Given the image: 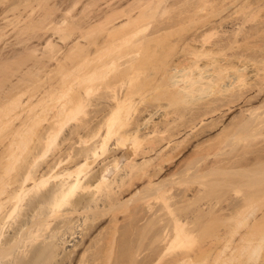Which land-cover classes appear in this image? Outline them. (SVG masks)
I'll list each match as a JSON object with an SVG mask.
<instances>
[{"label":"bare ground","instance_id":"bare-ground-1","mask_svg":"<svg viewBox=\"0 0 264 264\" xmlns=\"http://www.w3.org/2000/svg\"><path fill=\"white\" fill-rule=\"evenodd\" d=\"M192 1L0 0V264H126V260H122L123 255L121 259L119 255L112 259L113 254H123L136 248L135 245L142 240L139 235L143 232L139 229L144 226L140 228L134 220L139 228L133 226L127 229L128 232L124 228L120 230L121 213L125 212L126 206L130 209L131 202L136 200L133 206L139 199L143 200L141 203L147 202L145 207L153 212V196L163 198L167 207L164 206L170 211L167 212L173 217L167 218L168 221L165 218L164 222V215L161 216L159 219L162 221L159 222L164 223L154 226V235L147 234L149 238L155 237L149 245L156 244L152 247L159 252L148 255V259L144 257L138 264H203L207 248L206 244L202 247L201 241L205 228L209 226H204V231H201L203 227L193 229V218L189 220L188 214L181 212L187 207L180 205L183 209L180 207V214H176L178 210L175 209L174 213L173 208L176 200L171 202L179 195L175 191L173 196L174 186L181 180V183L189 180L178 176L182 172L189 174L194 167L190 166L191 161L184 171L177 169L179 158L189 150L202 147L206 136L209 138L205 142L214 143L222 131H230L229 135L234 138L241 131L240 127L247 131L250 127L252 132L250 130L248 134L251 137L264 136V97L260 95L262 89L264 91V82L259 86L263 81L261 75H264V48L260 51L257 47L261 56L255 53L258 49L254 50V47L259 44L251 42L252 37L255 39V30L244 28L249 18L237 19L235 16L239 12L242 14V9L247 11L251 5V8L259 7V2L253 6L255 0H236L238 3L235 1V5L233 0L232 5L230 0V4L224 6L226 8L219 7V12L216 9L217 15L215 12L209 16L214 11L209 9L207 15L198 17V12L206 11L208 4L217 0ZM205 2L208 3L206 9ZM187 3L191 7H187ZM180 4H185L187 9L185 16L178 13L180 10L175 11L178 17V14L183 15H180V21L178 17L164 16L167 12V15L176 14L169 10L182 9L184 6H178ZM226 9L227 13L218 17ZM232 15L237 20L231 19ZM156 16L163 18L153 24L151 18ZM224 20L228 25H222ZM184 21L186 26L193 21V24L199 23L196 27L192 23L188 25L187 28H195L190 27L193 30H187L191 31L187 34L182 28ZM234 24L239 26L237 29L234 26L231 33L227 27ZM258 76L261 82L254 79ZM253 81L259 82V85L256 83L258 87ZM254 86L260 91L258 95H251L250 90H256ZM147 92L148 99L144 98ZM212 93L217 97L208 96L204 100V95ZM138 96L144 98H141L143 102L138 101ZM258 96H261L260 103L250 104L251 98ZM163 98L175 103L173 105L182 103L181 107L185 105L183 103H199V106L188 110L189 118L182 121L186 114L181 113L183 110L171 114L167 111L170 104L167 107H149L153 101ZM144 101L149 104L141 107L140 103H146ZM216 129L221 132L213 135ZM107 159L102 169L95 170L98 163ZM237 162L230 166L240 167V162L236 165ZM250 164L244 166L250 167ZM247 167L242 168L246 171ZM257 170L252 175L254 180L249 178L251 175L248 177L252 183L264 182V167L262 172ZM198 171L190 177H197L194 175ZM143 179L154 190L145 191ZM204 186L196 187V193L199 194ZM184 193L178 197L187 203L190 197ZM249 193L243 198L244 204L252 206L261 199H254L255 195L253 197ZM184 196L188 200L185 201ZM248 205L244 207L249 208ZM164 206L162 209L165 210ZM238 207L229 208L231 214L226 217L235 220L241 215L248 219L256 211L249 208L242 214L244 208ZM137 209L133 210L136 214L139 213ZM133 211L130 216H135ZM156 211L154 213L159 215L160 208ZM140 214H144L143 211ZM145 214L149 213L146 211ZM139 215L138 218L135 216L136 220ZM146 216L149 218L145 215V219ZM199 216L201 219L202 215ZM151 218L152 222L155 217ZM105 219L115 226L111 225L113 230L107 235ZM237 226L230 228L231 242L238 232ZM101 233L105 237L110 236V240L98 243L96 239H105L98 238ZM138 237L140 240L136 241ZM189 237L194 243L201 244L196 249L197 253H188L189 248H183L185 243L190 245ZM196 237L198 241H195ZM238 238L241 246L242 240ZM247 239L243 240L239 254L248 251V258H257L261 243L251 246L250 239ZM93 241L99 248L97 251L91 250ZM142 247H138L140 251ZM236 247L229 242L216 248L214 253L219 258L224 255L229 258L236 256ZM146 249H142V254ZM176 249L183 251H175L176 254ZM170 251L174 255L163 262Z\"/></svg>","mask_w":264,"mask_h":264},{"label":"rangeland","instance_id":"rangeland-1","mask_svg":"<svg viewBox=\"0 0 264 264\" xmlns=\"http://www.w3.org/2000/svg\"><path fill=\"white\" fill-rule=\"evenodd\" d=\"M211 0H209V1H207V2H210ZM220 1H221V3H220ZM226 1V2H225ZM229 1V2H228ZM236 0H234V4L237 2L238 3V1H236ZM250 1V0H249ZM252 2L254 1V0H251ZM250 1V2H251ZM264 0H255L254 2H253V6H256L257 4H258V2L260 3V5H259V7H258V5L256 6V8H254V7H252L251 8V6H249V8L248 7H246V8H248L247 9V11L245 10L246 8H244V10H245V12H247L246 14H247V16H246V14H245V12L243 11V9H242V14H241V12H239L238 14L236 13V17H237V19H240V18H242V19H245V20H248V18H249V20L247 21L248 23L246 24V23H244V28H245V30H251V29H253V30H255V32L253 31V30H251L252 32H254L255 33V39L252 37V44H255V43H259V44H261V47H260V45L259 44H256L255 45V47H254V50H255V48L256 49H258L257 47H259V49H260V51H261V49L262 48H264V36H260V35H264V22H262V21H264V2H263ZM188 2H190V1H188ZM193 3L195 2V0H193L192 1ZM191 2V3H192ZM207 2H205V9H206V5L208 4ZM207 3V4H206ZM230 4V0H217V1H213V2H211V4H210V6H209V4H208V6H207V9H206V11H204L203 9V11H204V13H203V11H201V10H199V9H201V8H199V6L197 7L198 8V10L199 11H201L200 13H203V14H200L199 12H198V17H199V15L200 16H202V15H207V13L208 12H210L212 9H214V11L212 10V12H210V13H212L211 15H209V16H213V15H215V12H216V15H217V13L219 12V9L221 8L222 9V7H224V6H226L227 4ZM231 3H232V5H234L233 4V0H231ZM236 3V4H237ZM257 3V4H256ZM189 4V5H188ZM235 4V5H236ZM252 4V3H251ZM254 4H256V5H254ZM185 4H183V5H178V6H184ZM188 5V6H187ZM178 6H176V8L178 7ZM186 6L187 7H189L190 6V3H187L186 4ZM191 7V6H190ZM220 7V8H219ZM227 7V6H226ZM226 7H224V8H226ZM183 9H184V11H183ZM185 6L184 7H182V9H180L179 7L176 9V10H174L173 8H171L169 11L171 12H177L178 10H180V11H178V13H182L183 15H184V12H185ZM209 9H210V11H209ZM216 9H218L217 11H216ZM174 10V11H173ZM182 10V11H181ZM208 10V11H207ZM186 11H187V9H186ZM175 12V13H176ZM222 12V10H220V13ZM188 13V12H187ZM196 13H197V11H196ZM196 13H192L191 15H196ZM227 13V9H226V11L224 12V10H223V12L221 13V14H218V17H220L221 15H225ZM167 14H168V12H167ZM164 15L165 17L166 16H169V17H171V16H173L172 18H175V17H178L177 16V13L176 14H170L169 13V15ZM235 14V13H234ZM179 15V17H180V15L181 14H178ZM183 15H181V17L183 16ZM187 15V14H186ZM189 16H190V14H188ZM220 15V16H219ZM239 15V16H238ZM241 15V16H240ZM246 17H245V16ZM163 16V15H162ZM185 16V15H184ZM235 16H233L232 15V17L233 18H231V19H236V17ZM157 17H158V19H157ZM168 17V18H169ZM179 17L177 18V20L179 19ZM181 17H180V19H181ZM194 17V16H193ZM197 17V16H196ZM240 17V18H239ZM248 17V18H247ZM153 18V19H152ZM151 18V21L153 22V24H156V22L158 23L159 22V20L161 19V18H163V17H160V16H156V18H154V17H152ZM160 18V19H159ZM167 18V17H166ZM171 18V19H172ZM216 18V17H215ZM263 18V19H262ZM180 19L178 20V21H180ZM236 19V20H237ZM262 19V20H261ZM158 20V21H157ZM190 20H192L191 18H190ZM235 20V22H237ZM188 20H186V22H187ZM225 21V20H224ZM259 23H258V22ZM260 21H261V23H260ZM186 22L184 21L183 23L185 24V25H183L184 27H182V28H184V31L187 33V32H191V31H187V30H190L192 27H193V29L196 27V25L199 23H197L196 21V23H194L193 24V22H190V24L192 23L194 26H189V28H187L188 27V25H190V24H188L187 26H186ZM189 22V21H188ZM187 22V23H188ZM226 22H228V21H225V23H223L222 25H228V23L226 24ZM246 22V21H245ZM258 24H260L261 26H263V27H261L260 25H258ZM237 25L238 24H236V26H235V24L234 25H231V27H227V28H229V30L231 31V33L235 30H233L232 28H234V26H235V28L237 29L238 27H237ZM246 25V26H245ZM253 25V26H252ZM254 25H255V27H254ZM179 26H181V24H179L178 25V27ZM233 26V27H232ZM239 26V25H238ZM249 26V27H248ZM260 26V27H259ZM191 27V28H190ZM247 27V28H246ZM252 27V28H251ZM179 28H181V27H179ZM181 28V29H182ZM224 28H226V27H224ZM231 28V29H230ZM193 29H191V30H193ZM257 29V30H256ZM262 29V30H261ZM183 30V29H182ZM233 30V31H232ZM256 31H258L259 32V36L257 35V33L258 32H256ZM263 31V32H262ZM260 32H262V33H260ZM231 33H227V35H232ZM188 34V33H187ZM214 38L213 39H215L216 38V35L215 36H213ZM212 39V40H213ZM254 39V40H253ZM260 40H261V42H260ZM255 42V43H254ZM259 45V46H258ZM259 49L257 50V52H255V53H257V54H259L258 52H260L259 51ZM263 50V49H262ZM261 53V52H260ZM260 56H261V54H259ZM258 55V56H259ZM223 56V55H222ZM255 57H257L256 56V54H255ZM257 59H259V58H257ZM261 59V58H260ZM264 77V75L262 74L261 75V77ZM255 77L254 79H256V80H259V82H261L260 80L261 79H263V81L261 82V83H259L258 81L256 82V81H253V83H254V85L255 86H257V84L259 85V86H262L263 85V82H264V78L262 77ZM258 78H261V79H258ZM257 83V84H256ZM262 84V85H261ZM254 86V87H255ZM258 87V86H257ZM254 89H256V90H250L251 91V95H255V94H257L258 95V93L260 92H258V88H254ZM250 91H248L249 93H250ZM256 91V92H255ZM247 92V93H248ZM146 95L144 96V98H146V99H148L146 96H148L149 95V92H147V93H145ZM207 95V94H206ZM204 95L205 96V98H204V100H207L208 98H210V97H214L216 94H214V93H212L211 95L209 94V95ZM213 95V96H212ZM256 95V96H257ZM261 96H263L264 97V91H263V89H262V93L260 94ZM209 96V97H208ZM261 96H258V97H252L251 99H253V101L251 100V103L250 104H254V105H256V104H258V103H260V102H258V100H259V97H261ZM139 97V99H138V101L140 100V102L142 101V99H144V98H142V97H140V96H138ZM208 97V98H207ZM215 97H217V96H215ZM142 98V99H141ZM145 99V100H146ZM169 101V102H168ZM143 102V101H142ZM144 102H146V103H140V104H142V105H140L141 107L142 106H147L148 104H147V101H144ZM153 103V105L151 104V105H149V107L150 108H152L151 106H153V107H155V106H165V107H167L169 104H170V106L169 107H167V111H169V112H171V114H178V113H180L182 110V112L181 113H183L184 112V114H186V116H185V118H183L182 119V121L183 120H185V119H188L189 118V112H188V110L190 111L191 110V108L192 107H194L195 105L196 106H199V103H197V104H195V103H190L189 105H186V103H183V104H185V105H183L182 107H181V105H182V103L181 104H177L176 103V105H173V104H175V103H171L170 102V100H167V98H163V99H161L160 101H156V102H152ZM249 103V102H248ZM155 104V105H154ZM178 105V106H177ZM189 106V107H188ZM181 107V108H180ZM183 107H185V108H183ZM186 108H188V109H186ZM185 110V111H184ZM188 115V116H187ZM248 129H249V131H247V129L245 130V128H244V130H242L243 128H239V133L237 134V136L236 137H231L229 134V132L230 131H225V132H221L220 130H218V129H216V130H214L215 131V133H213V135L214 134H216V132L218 133V131L219 132H221V133H219V136H220V138L217 140V138H216V140L217 141H213L214 143H207V142H205V141H207V139L206 138H209V136L207 137H205L203 140H205V141H203L202 142V147H198V148H194L193 150H189V151H187L183 156H181L180 158H179V160H180V162H179V165H178V167H177V169H179V170H182V171H184L185 169L184 168H186L187 166H188V164L192 161V163H190L189 165L190 166H194L192 169H191V174L189 175V174H185V173H181L179 176H178V178L179 179H183V178H188L189 180H186V181H184V183L182 182L181 183V181H183V180H181L180 181V184H178V185H175L174 186V188L172 189V194H173V192L175 193V195H176V192L178 191V193H177V195L179 194L180 195V193H183V192H185L184 194L189 198V200L191 201V200H193L192 202H190L189 200H188V198L186 197V196H184L183 198L185 199V201H186V199L188 200V202L187 203H183V202H181L182 200V194L180 195L181 197H178V196H176V198L178 197V199L179 200H177L176 198H173V200L171 199V202L173 203V201L174 200H176L175 202L176 203H174V206H173V204H172V206H173V208H174V213L176 212V210H178L177 212H176V214L179 212V214H180V211H179V209H180V207L182 206V207H187V208H185V210L181 207V209H183L181 212L183 213V214H185L186 213V215L188 214V218L186 217V215L184 216V217H186L187 219H189V220H191L192 218V220H191V222H194V223H197L198 222V224H194V223H192L193 225H195V226H191L193 229L195 228L196 229V227H203V228H201V229H203V230H201V231H204V226H209V227H207V228H205V234H203L202 235V238H203V240L201 239V235H199V240L201 241V244H202V247L204 246L203 244H206V250H205V252H204V255H203V264H264V182H260V183H252L253 182V180H254V177L252 178V175H253V172L254 171H256V168L258 169L257 170V172H259V171H261V170H263V167H264V155H262V154H264V136H258V137H251L248 133L250 132V127H247ZM251 132H252V130H251ZM253 132H255L254 130H253ZM223 133V134H222ZM226 133H228V134H226ZM218 136V137H219ZM205 142V143H204ZM209 142V141H208ZM204 145V146H203ZM260 150H258V149ZM262 148V149H261ZM259 152V153H258ZM262 154H261V153ZM256 153H257V155H256ZM260 154V155H259ZM262 155V156H261ZM260 156V157H259ZM251 157H253V159L251 158ZM258 157H259V159H258ZM257 158V159H256ZM260 158H261V160H260ZM240 159H242V161L240 160ZM246 159V160H245ZM101 160V159H100ZM99 160V161H100ZM231 160H233L232 162H237L238 160V162H237V164L236 165H239L238 163L240 162V164H241V169H240V167H238L239 168V171H238V168H237V166L235 167V166H230V165H232V162H231ZM236 160V161H235ZM250 160V161H249ZM257 160H259V161H257ZM108 161V159L106 160V161H102V162H100V164L98 163L97 164V167H95V170H100V168L102 169V167L103 166H105V164H106V162ZM217 161V162H216ZM224 161H226L228 164H226V163H224L223 164V162ZM228 161H230V163L228 162ZM253 161H255V163L253 162ZM260 161L262 162V164L260 163ZM103 162H105V163H103ZM218 162H220V163H218ZM195 165H194V164ZM243 163V164H242ZM249 164V163H251L250 164V167L248 166L247 167V165L246 166H244L245 164ZM102 164V165H101ZM187 164V165H186ZM211 164V165H210ZM217 164V166H215V165ZM226 164V166L227 167H229V168H227L226 166H224ZM255 164H257V165H255ZM212 165H214L215 166V168H217V169H212V167H214V166H212ZM222 165H223V167H225V168H223V169H221L222 168ZM252 165V166H251ZM253 165H255V167H253ZM209 166H211V167H209ZM208 167V168H207ZM219 167V168H218ZM221 167V168H220ZM232 167V168H231ZM246 168L247 167V169H246V171H244L245 169H243V168ZM261 167V169H259ZM183 168V169H182ZM209 168H210V171H208L209 170ZM249 168V169H248ZM194 169L196 170H199L198 172V174H195L194 176H196V175H198L197 177H190V176H193V173H195V172H197V170L196 171H194ZM207 169V170H206ZM214 170V173L212 172L211 173V171L212 170ZM230 169V170H229ZM234 169V170H233ZM193 170V171H192ZM202 170V171H201ZM215 170H218L216 173H215ZM225 170V171H224ZM253 170V171H252ZM234 171L236 172V173H234ZM202 172H204L205 174H203ZM206 172H208V173H206ZM232 172V173H231ZM243 172V173H242ZM262 172V171H261ZM202 174V175H201ZM248 176H247V175ZM251 175V177H249ZM245 176H247V177H245ZM250 179H253V180H250ZM160 179H162V178H160ZM159 179V180H160ZM263 179H264V177H263ZM219 181V183H218V181ZM247 180H250V181H246ZM143 184H144V186H143V184H141V186H143L144 188H146L145 189V191L147 190V191H150L151 190V188L152 187H150L149 188V185H147V182H145L144 183V179H143ZM249 182V183H248ZM179 183V182H178ZM186 183V184H185ZM200 183H201V185H203L204 186V184L206 185V186H204V187H201L202 189L200 190L202 193L200 194V191H199V194H198V192L196 193V187H197V189L198 188H200ZM185 184V185H184ZM188 184V185H187ZM249 184V185H248ZM182 185H184V186H182ZM253 185V186H252ZM256 185V186H255ZM199 186V187H198ZM215 186V187H214ZM261 186V187H260ZM154 187V186H153ZM186 187V188H185ZM212 187V188H211ZM148 188V189H147ZM190 188V189H189ZM207 188V189H206ZM183 189V190H182ZM152 190H154V188H152ZM206 190V191H205ZM211 190V191H210ZM212 190H214V192L212 191ZM144 191V193H143V195L146 193ZM176 191V192H175ZM182 191V192H181ZM252 193H251V192ZM188 192V193H187ZM191 192V193H190ZM194 192H195V194H194ZM213 192V193H212ZM250 192V193H249ZM254 192V193H253ZM250 194V196H253L254 197V195H255V198L254 199H257V197L259 198V197H261V199H262V201H261V199L259 198L258 199V201L257 202H255V204L254 203H252L251 205L252 206H249L248 205V203H246V204H244L243 202H244V196L246 195L247 196V194ZM187 194H189V196L187 195ZM194 196H193V195ZM202 194H203V196H202ZM205 194V195H204ZM252 194V195H251ZM170 195H171V193H170ZM196 195H197V197H196ZM201 195V196H200ZM173 196H174V194H173ZM192 196V197H191ZM199 196V197H198ZM249 196V195H248ZM196 197V198H195ZM203 197V198H202ZM252 197V198H253ZM153 199H151V202H152V204L151 205H154L155 206V208H154V210L156 209V210H158L159 208H160V211L162 210V213L159 211V215L157 214V213H154L155 211L153 210V212H150L149 211V209L147 210V208L145 207V204L147 205V202L144 204L143 202V204L141 203V201H143V200H141L140 201V199H139V201H138V203H135V204H137V206L139 207V209H141L140 211H143V213L144 214H140L139 215V213H140V211H139V209H137L138 207L136 206V209H137V211L139 212L138 214H136V213H134V211L136 210L135 209V206H134V209H133V206H132V204L134 203V202H136V200L135 201H133V202H131L130 204H129V206H131L130 207V209H133V210H130V209H128L129 207L128 206H126V208L124 209V211L125 212H129V214H126L125 212H122L121 213V216H120V218H121V221L120 222H118L117 224H118V228L120 229V230H124L125 229V232L127 231L128 232V230L131 228V227H135L136 226V228H141V225L142 226H144L142 229H139V232H143L142 234L141 233H139L138 232V235L139 234H141V236L139 235V237L141 238L142 237V240H141V242L139 241L140 240V238L138 237V240H136V238H135V240L136 241H139L138 242V244L137 245H135L136 246V248H134V249H130L131 251H125V253H123L122 254V252H119L118 254L116 253H114L113 254V257H112V259L114 258V257H119L120 256V259H121V255H123V259L122 260H126V264H138V262L140 263L141 262V260H143V258L145 257V258H147L148 259V257H150V256H148V255H156V254H158V250H157V252H156V250H154L153 249V245H156V244H153L152 243V245L150 246L149 245V241H150V243H151V241H154V236H152V238L150 237H148V235L149 236H151L153 233H155L154 231H153V229H155V225L156 224H162V223H164L166 220H167V218H168V220H169V217H170V214L171 213H169L170 211L169 210H167V205H165L166 203H163V198L161 197V199L160 198H155V196H153L152 197ZM193 198V199H192ZM199 198V199H198ZM246 198V197H245ZM198 199V201H196ZM201 199V200H200ZM202 199H203V201H202ZM200 200V201H199ZM202 201V203H200ZM149 202V206H150V200L148 201ZM178 202V203H177ZM179 202H181V204H179ZM200 204H199V203ZM213 202V203H212ZM251 202V201H250ZM249 202V203H250ZM140 203V204H139ZM212 203V204H211ZM234 203V206L236 205L239 209H241V208H244V212L242 213V214H245V212L249 209V208H251L250 209V211L253 209H255L256 211H254V215L253 216H250L248 219H244L243 218V216H237L236 218H235V220H231V218L229 217L230 216V214H231V210H229V208L230 209H233V208H237L236 206L235 207H233V205L232 204ZM239 205H238V204ZM175 204L177 205L178 204V206H175ZM197 204H199V205H197ZM203 204V205H202ZM211 204V205H210ZM217 204V205H216ZM231 204V206L229 207V205ZM242 204H243V207H242ZM162 205L166 208L165 210H164V208L162 209ZM181 205V206H180ZM196 205V206H195ZM244 205L246 206V205H248L249 206V208L247 207V208H245L244 207ZM141 206H142V208H143V210H142V208H141ZM148 206V205H147ZM154 206H152V207H154ZM198 206L200 207V208H198ZM203 206V207H202ZM205 206V207H204ZM177 207H178V209H177ZM210 207H211V209H210ZM213 207V208H212ZM215 207V208H214ZM222 207H224V209L222 208ZM231 207H233V208H231ZM255 207V208H254ZM149 208V207H148ZM150 208H151V206H150ZM206 208V209H205ZM222 208V209H221ZM128 209V210H127ZM176 209V210H175ZM180 209V210H181ZM199 211H197V210ZM200 209V210H199ZM203 209H205V211L203 210ZM219 209V210H218ZM221 209V210H220ZM238 209V210H239ZM245 209H247L246 211H245ZM144 210H145V212H144ZM151 210V209H150ZM193 210H195L196 212L194 213V211ZM217 210H218V212H217ZM229 210V211H228ZM235 210H237V209H235ZM237 210V211H238ZM131 211H133L132 213H134V215L137 217L138 215H139V217L141 218V217H143L141 220H140V218L139 219H137L136 220V218H135V216H130V212ZM146 211H147V213H149V214H145L146 213ZM167 211H169V212H167ZM207 211V212H206ZM213 213H212V212ZM222 211V212H221ZM193 212V213H192ZM197 212H198V216L199 215H202L201 216V219L200 218H198V216H194V215H196L197 214ZM201 212V213H200ZM256 212V213H255ZM142 213V212H141ZM169 213V214H168ZM217 213H218V215L219 216H217ZM228 213H229V216L228 217H226L227 215H228ZM122 214H125L124 216H122ZM155 214H157L158 216H155ZM183 214H182V216H183ZM211 214H213V215H215V216H213L212 217V215ZM248 214V213H247ZM131 215H133V214H131ZM143 215V216H142ZM145 215H149V218H148V216H146V219H145ZM154 215V216H153ZM163 215H164V217H163ZM168 215V216H167ZM172 215V214H171ZM189 215H190V217H189ZM207 215H209V216H207ZM163 217V219H164V222H159L160 220L162 221V219H159L160 217ZM166 216V217H165ZM191 216H193V217H191ZM124 217H127V218H124ZM133 217H134V219H133ZM151 217H155V219H153L152 220V222H151ZM161 217V218H162ZM173 217V216H172ZM172 217H170L171 219H172ZM200 217V216H199ZM138 218V217H137ZM165 218H166V220H165ZM191 218V219H190ZM195 218V219H194ZM196 218L199 220H196ZM212 219L211 221H210V219ZM214 218H217V220L216 219H214ZM254 218V219H253ZM76 219H78V217L76 218ZM109 219V218H108ZM133 219V220H132ZM219 219H222V220H219ZM106 220V219H105ZM110 220H111V217H110ZM110 220H106V222L107 223H105L106 225V227H105V229H106V232H105V235H107V234H109V233H107V232H109V231H112L113 230V228L111 229V225H112V227L114 226L113 225V223H111V221ZM131 220H132V222H131ZM135 220V222L137 223V225L139 226V224H140V226L139 227H137V225H136V223L135 222H133ZM138 220H140L139 222H138ZM158 220V221H157ZM167 220V221H168ZM194 220V221H193ZM217 222H215V221ZM218 220L219 221H221V222H218ZM240 220H243L242 221V223H240L239 224V222H240ZM150 221V222H149ZM156 221H157V223H156ZM203 223V224H201V222ZM208 221H210V222H208ZM114 222V221H113ZM132 224H131V223ZM155 222V223H154ZM159 222V223H158ZM215 224H214V223ZM111 223V224H110ZM115 223V222H114ZM135 223V224H134ZM167 223V222H166ZM205 223V224H204ZM131 224V225H130ZM144 224V225H143ZM151 224H153V225H151ZM191 224V225H192ZM211 224L213 225L214 224V228L211 226ZM220 224V225H219ZM125 225V226H124ZM198 225H200V226H198ZM219 227H218V226ZM228 225H230V226H228ZM232 225H234L235 227L237 226V230H238V232L236 233V235H234L235 237H234V241H232L231 242V240H230V236H232V232H231V229L230 228H232ZM110 226V227H109ZM120 226H122V227H120ZM149 226V227H148ZM152 226V227H151ZM108 227V228H107ZM115 227V226H114ZM217 227L219 228L218 230H217ZM122 228V229H121ZM124 228V229H123ZM222 228V229H221ZM224 228V229H223ZM254 228V229H253ZM107 229H111V230H108L107 231ZM128 229V230H127ZM132 229V228H131ZM198 229V228H197ZM206 229H208V230H206ZM229 229V230H228ZM257 229V231L256 232H254L255 230ZM142 230V231H141ZM144 230L146 231L145 233H144ZM156 230V229H155ZM211 230V231H210ZM228 230V231H227ZM248 230H250L249 232H251V233H253L252 235H251V233H249V232H247ZM105 231V230H104ZM149 231H151V232H149ZM153 231V232H152ZM149 232V233H148ZM200 232V231H199ZM104 233V232H103ZM103 233H101V235L98 237V238H100V237H105L104 236V234ZM151 233V234H150ZM201 233H204V232H201ZM223 233V234H222ZM251 235V236H253V237H251V236H249V234ZM102 234H103V236H102ZM143 234H144V236H143ZM148 234V235H147ZM243 234H247V236H244ZM154 235V234H153ZM244 237H243V236ZM155 236H156V234H155ZM243 237V240L245 241V239L248 237V239L247 240H249L248 242H249V244H251V246L252 245H254V244H260L261 243V245H262V248H261V250H260V252H259V254H258V256H257V258H252V259H250V258H248L249 257V252L247 253L246 252V254H239V252H241L242 250V245H243V240H242V237ZM110 237V236H109ZM108 236H106L105 237V239H102V238H100V240H98V239H96L97 240V242L99 243V241L100 242H105V240H110V238H109ZM147 237H148V240H147ZM238 237H240L241 238V246H240V241H239V238ZM249 237H251V238H249ZM145 238H146V241H145ZM191 238H193V237H191ZM195 238V237H194ZM197 239H195V241H198V237H196ZM95 239H94V241H95ZM150 239V240H149ZM153 239V240H152ZM189 240H190V237L188 238ZM103 240V241H102ZM254 240V241H253ZM94 241H93V246H94V248H93V246H92V244H91V246H92V248H91V250L92 251H97L99 248V244L98 243H96V241H95V243L96 244H98L97 246H95L96 244H94ZM143 241V242H142ZM147 241H148V243H147ZM192 241V242H191ZM187 242H189V241H187ZM203 242V243H202ZM231 243V244H235V245H237V247H238V249H237V247H236V251H235V253H236V256L234 255V256H229V254H228V256H229V258L228 257H226L227 255H224V256H222L221 258H219V257H217L218 255H216V253H214L215 252V250H216V248H219V247H221V246H223V245H225L226 243ZM247 242V243H248ZM256 242V243H255ZM103 243H101V245L103 244ZM136 243V242H135ZM134 243V244H135ZM190 245H185V244H183L184 245V247L182 246V245H180L179 247H183V248H185V249H187V248H189L188 250L189 251H186V252H188V253H191V254H194V253H197V250H198V246H200L199 245V243L198 242H195L194 243V241L193 240H190ZM192 243V244H191ZM182 244V243H181ZM188 244V243H187ZM244 244H246V242L244 243ZM100 245V246H101ZM142 245H143V247H142ZM147 245V246H146ZM179 245V244H178ZM142 247L141 248V251H142V249H143V251H144V249H146V248H149V246L151 247V249L150 250H148V249H146L145 250V252L142 254V252L140 251V249L138 248V247ZM145 247V248H144ZM176 247H178V246H176ZM178 247V248H179ZM187 247V248H186ZM204 247V248H205ZM96 248H98V249H96ZM182 248V249H183ZM203 248V249H204ZM241 248V249H240ZM139 249V250H138ZM173 249H175V248H172V250ZM180 249V248H179ZM179 249H176V250H174V253H176V252H180L179 251ZM197 249V250H196ZM90 250V251H91ZM91 251V252H92ZM151 251H153L152 252V254L150 253ZM176 251V252H175ZM183 251V250H182ZM185 251V250H184ZM127 252H128V254H127ZM130 252V253H129ZM140 252V253H139ZM149 253V254H148ZM154 253V254H153ZM170 253V254H169ZM168 254H169V256L167 255V257H165L164 259H163V262H164V260L166 261L169 257H172L174 254L172 253V251H170ZM131 254L133 255L132 257H131ZM139 256H137V255ZM147 254V255H146ZM173 254V255H172ZM177 254V253H176ZM231 254V253H230ZM119 255V256H118ZM124 255H125V257H124ZM128 257H127V256ZM143 257H142V256ZM153 257H155V256H153ZM142 258V259H141ZM144 258V259H145ZM217 258H219V260L217 259ZM231 258V259H230ZM233 258V259H232ZM129 259V260H128ZM131 259V260H130ZM146 259V260H147ZM124 260V261H125ZM140 260V261H139ZM216 260H218V261H216ZM128 261H129V263H128ZM133 261V262H132ZM137 261V262H136ZM130 262H132V263H130ZM162 262V263H163Z\"/></svg>","mask_w":264,"mask_h":264}]
</instances>
